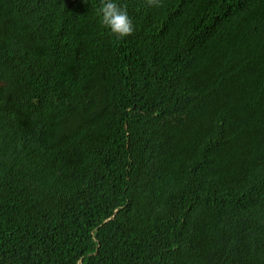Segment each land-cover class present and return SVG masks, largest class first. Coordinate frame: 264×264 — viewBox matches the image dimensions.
Listing matches in <instances>:
<instances>
[{
    "label": "trees",
    "instance_id": "1",
    "mask_svg": "<svg viewBox=\"0 0 264 264\" xmlns=\"http://www.w3.org/2000/svg\"><path fill=\"white\" fill-rule=\"evenodd\" d=\"M0 0V264H264V0Z\"/></svg>",
    "mask_w": 264,
    "mask_h": 264
},
{
    "label": "clouds",
    "instance_id": "2",
    "mask_svg": "<svg viewBox=\"0 0 264 264\" xmlns=\"http://www.w3.org/2000/svg\"><path fill=\"white\" fill-rule=\"evenodd\" d=\"M97 14L100 23L112 34L126 37L134 31L133 20L120 0H101Z\"/></svg>",
    "mask_w": 264,
    "mask_h": 264
}]
</instances>
